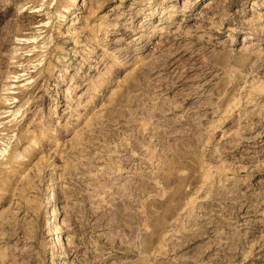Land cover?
<instances>
[{
	"label": "rangeland",
	"instance_id": "obj_1",
	"mask_svg": "<svg viewBox=\"0 0 264 264\" xmlns=\"http://www.w3.org/2000/svg\"><path fill=\"white\" fill-rule=\"evenodd\" d=\"M0 264H264V0H0Z\"/></svg>",
	"mask_w": 264,
	"mask_h": 264
},
{
	"label": "bare ground",
	"instance_id": "obj_2",
	"mask_svg": "<svg viewBox=\"0 0 264 264\" xmlns=\"http://www.w3.org/2000/svg\"><path fill=\"white\" fill-rule=\"evenodd\" d=\"M210 4H211V3H208V4L206 5L205 8H207ZM33 39H34V38H33ZM26 71H27L26 69L22 70V72H26ZM16 82H19V81H16ZM16 98H17V97H12L10 100H14V102L11 103V104H9V105H12V104L20 103V102H21L20 98H19V100H16V101H15ZM63 245H64V240H63L62 237H60L59 240H58V247H59V246H63Z\"/></svg>",
	"mask_w": 264,
	"mask_h": 264
}]
</instances>
